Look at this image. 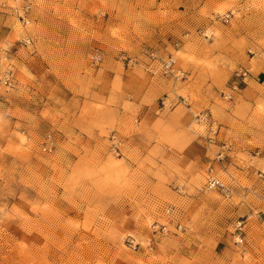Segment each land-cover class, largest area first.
Listing matches in <instances>:
<instances>
[{"label": "rangeland", "instance_id": "rangeland-1", "mask_svg": "<svg viewBox=\"0 0 264 264\" xmlns=\"http://www.w3.org/2000/svg\"><path fill=\"white\" fill-rule=\"evenodd\" d=\"M23 3L0 0V264H264V0Z\"/></svg>", "mask_w": 264, "mask_h": 264}, {"label": "built area", "instance_id": "built-area-1", "mask_svg": "<svg viewBox=\"0 0 264 264\" xmlns=\"http://www.w3.org/2000/svg\"><path fill=\"white\" fill-rule=\"evenodd\" d=\"M30 10V0H24V3L18 7L16 6L14 8V12L17 14V17L21 20V22L27 24L29 22L28 19V13ZM29 40V39H28ZM26 40V41H28ZM12 84L11 81V75H10V70L5 71L3 76L0 79V88L1 87H10ZM260 177L264 179V171H260L258 174ZM207 186L209 188H215L216 190L221 191L224 194L229 193L228 187L218 178L213 174V169H209V176L207 179ZM240 224V223H239ZM180 225L178 226V229H180ZM153 229L156 231H166V226L162 225L161 227H158L156 225L153 226ZM127 246L132 249V250H137L138 247L140 246V242L137 240V238L133 235H128L125 239Z\"/></svg>", "mask_w": 264, "mask_h": 264}]
</instances>
